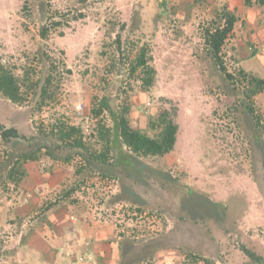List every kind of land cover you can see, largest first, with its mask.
Returning <instances> with one entry per match:
<instances>
[{
	"label": "rangeland",
	"instance_id": "374dc122",
	"mask_svg": "<svg viewBox=\"0 0 264 264\" xmlns=\"http://www.w3.org/2000/svg\"><path fill=\"white\" fill-rule=\"evenodd\" d=\"M224 7L238 18L222 49L234 84L200 31ZM58 15L64 24L41 38V26ZM142 45L156 71L149 90L129 71ZM0 64L22 99L0 94V124L23 137L0 138V200L15 192L16 159L35 153L46 167L68 163L88 184L108 177L102 211L117 215L125 232L119 264H264V94L245 98L239 74L264 79V8L244 0H0ZM103 96L151 136L149 119L175 109L174 150L127 165L112 151L98 160L109 151L99 132L111 127L107 114L92 113ZM69 127L79 132L62 140ZM79 138L84 147L70 145ZM11 227L0 231V264L14 253Z\"/></svg>",
	"mask_w": 264,
	"mask_h": 264
},
{
	"label": "crops",
	"instance_id": "0c3cea01",
	"mask_svg": "<svg viewBox=\"0 0 264 264\" xmlns=\"http://www.w3.org/2000/svg\"><path fill=\"white\" fill-rule=\"evenodd\" d=\"M70 167L23 164L13 196L0 200V231L16 227L6 238L15 242L14 253L3 264H119L125 232L117 215L102 211L108 177L96 174L101 181L88 184Z\"/></svg>",
	"mask_w": 264,
	"mask_h": 264
},
{
	"label": "trees",
	"instance_id": "16d2710c",
	"mask_svg": "<svg viewBox=\"0 0 264 264\" xmlns=\"http://www.w3.org/2000/svg\"><path fill=\"white\" fill-rule=\"evenodd\" d=\"M44 3H49L52 0H42ZM86 1V0H81ZM244 5L247 8L258 6L264 8V0H244ZM56 14H59L56 12ZM49 23L42 25L39 30L41 38H46L51 30L64 24V17L58 15L55 17L49 16ZM84 18L83 13H79L74 20ZM237 16L227 7L217 10L213 18L204 26L200 27L201 37L204 42L206 53L213 59L214 63L224 75V78L230 84H234L235 77L229 73L222 60V49L227 40L232 36ZM120 39L116 40L117 50L120 49ZM151 56L147 45H142L137 49L132 60L129 63V71L131 74L137 71L141 87L144 90H149L155 82V69L150 65ZM240 76L243 78L246 89L243 91L245 98L251 99L257 94L264 91V79L249 74L243 69L239 70ZM0 94L13 103L21 102V95L18 80L16 77L0 64ZM45 94V90H44ZM252 112L250 105L245 106ZM172 114L168 110H162L154 118L149 119L148 127L151 130H156L157 134L151 136L146 132L131 127L128 120V108L116 110L112 107L109 97L103 96L99 99L96 107L92 109L94 116L107 114L111 121V127H102L99 132V137L104 140L106 148L109 151L99 155L98 160L105 161L110 151L116 158L118 164H130L134 157H164L171 153L176 145L178 125L175 122V109ZM79 131L74 127H69L68 130L62 132V140H70L75 133ZM0 138L4 142L11 139L23 138L15 128H6L0 124ZM74 147H84L81 138L74 139L70 144ZM37 157L35 153H21L15 161V168L19 176L23 175L22 166L28 161H34ZM14 166L11 168L10 174L14 173ZM19 180V179H17ZM245 253L253 258L255 255L244 249ZM195 262V261H193ZM208 264V261L205 260Z\"/></svg>",
	"mask_w": 264,
	"mask_h": 264
},
{
	"label": "built area",
	"instance_id": "2783aa9c",
	"mask_svg": "<svg viewBox=\"0 0 264 264\" xmlns=\"http://www.w3.org/2000/svg\"><path fill=\"white\" fill-rule=\"evenodd\" d=\"M134 215H136V213H133Z\"/></svg>",
	"mask_w": 264,
	"mask_h": 264
}]
</instances>
